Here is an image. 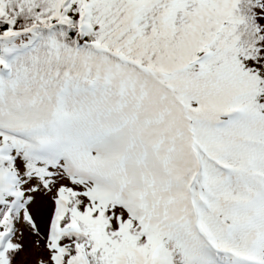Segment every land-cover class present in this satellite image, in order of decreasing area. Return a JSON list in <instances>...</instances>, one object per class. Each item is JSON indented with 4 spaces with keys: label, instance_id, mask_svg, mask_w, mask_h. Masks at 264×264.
Here are the masks:
<instances>
[{
    "label": "snow or ice",
    "instance_id": "1",
    "mask_svg": "<svg viewBox=\"0 0 264 264\" xmlns=\"http://www.w3.org/2000/svg\"><path fill=\"white\" fill-rule=\"evenodd\" d=\"M0 264H264V0H0Z\"/></svg>",
    "mask_w": 264,
    "mask_h": 264
}]
</instances>
